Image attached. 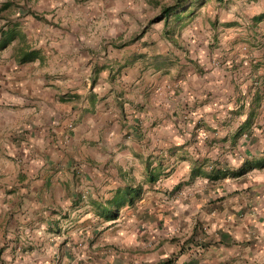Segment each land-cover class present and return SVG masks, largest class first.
<instances>
[{
  "label": "crops",
  "instance_id": "crops-1",
  "mask_svg": "<svg viewBox=\"0 0 264 264\" xmlns=\"http://www.w3.org/2000/svg\"><path fill=\"white\" fill-rule=\"evenodd\" d=\"M214 1L0 0V264H264V0Z\"/></svg>",
  "mask_w": 264,
  "mask_h": 264
},
{
  "label": "rangeland",
  "instance_id": "rangeland-1",
  "mask_svg": "<svg viewBox=\"0 0 264 264\" xmlns=\"http://www.w3.org/2000/svg\"><path fill=\"white\" fill-rule=\"evenodd\" d=\"M176 0H165L166 3H170V2H175ZM17 2H19V0H17ZM223 3V5H220V7L223 9V10H226V8L228 7V4H230L232 1L231 0H221L220 3ZM194 3V2H193ZM215 4V1L214 0H204V3L203 5L200 7V9H198V6H196L194 8V11H192V13L190 15H192L191 17H193L194 20H196L195 18H198L199 16H201L203 13H208V12H211L210 9H212V6ZM217 4V3H216ZM197 5V4H196ZM193 6H190V8L186 11L189 12L190 10H192ZM207 9V10H206ZM210 10V11H209ZM158 13L155 12L154 14ZM83 264V263H81ZM107 264H118L117 262L115 261H108Z\"/></svg>",
  "mask_w": 264,
  "mask_h": 264
},
{
  "label": "trees",
  "instance_id": "trees-1",
  "mask_svg": "<svg viewBox=\"0 0 264 264\" xmlns=\"http://www.w3.org/2000/svg\"><path fill=\"white\" fill-rule=\"evenodd\" d=\"M174 7H176V5H175ZM172 12H173V10H172ZM162 13H166V14L169 13V9L162 10V11H161V14H162ZM150 177H152V176H150ZM137 191H138V190H137Z\"/></svg>",
  "mask_w": 264,
  "mask_h": 264
}]
</instances>
